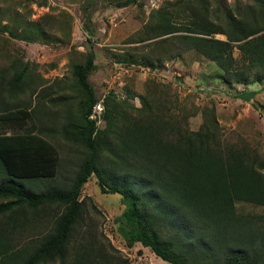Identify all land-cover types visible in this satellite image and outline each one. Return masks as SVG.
Masks as SVG:
<instances>
[{"label": "trees", "instance_id": "trees-1", "mask_svg": "<svg viewBox=\"0 0 264 264\" xmlns=\"http://www.w3.org/2000/svg\"><path fill=\"white\" fill-rule=\"evenodd\" d=\"M47 2L36 4L45 7ZM134 2L126 0L123 5ZM179 4L181 8H176ZM216 11L209 12L208 0L178 1L170 7L166 3L152 11L144 38L135 42L158 39L176 49L165 57L151 53L147 66L153 69L164 59L194 51L215 63L229 84L264 80V0H234L232 7L218 4ZM14 23L1 26L0 33L28 42L44 36L38 23L33 27L19 19ZM66 28L59 22L61 34ZM234 48L239 60L232 55ZM82 56L71 61L69 74L54 93L61 139L82 154L70 179L61 183L50 179L63 167L61 159L49 154L51 147L44 139L43 134L52 131L0 136V264L64 260L84 211L85 198H79L92 175L101 193L124 200L118 222L128 248L140 244L169 264H264V233L260 235L235 209L236 201L264 206V161L257 148L243 136L225 131L214 109H206L198 130H191V110L155 81L147 82L140 110L129 104L138 96L130 89L123 100L109 93L103 113L107 123L99 130L89 118L97 103L89 82L96 68L94 55ZM9 57L0 55V61ZM35 77L28 65L13 59L0 74V98L4 92L35 93L39 85ZM0 111L3 128H22L31 116L29 108H15L6 101L0 102ZM47 111L38 114L46 117ZM46 207L60 211L50 221L49 232L29 248L13 245L3 233L5 226Z\"/></svg>", "mask_w": 264, "mask_h": 264}, {"label": "rangeland", "instance_id": "rangeland-1", "mask_svg": "<svg viewBox=\"0 0 264 264\" xmlns=\"http://www.w3.org/2000/svg\"><path fill=\"white\" fill-rule=\"evenodd\" d=\"M36 1L0 0V27L7 22L13 26L19 19L29 26L38 23L44 31L42 38L34 37L32 42L0 33V55H10L4 63L0 61V74L16 59L21 65H28L39 83L33 94L31 89L13 96L7 92L1 94V103L6 101L15 108H29L31 116L22 128L0 125V136L38 135L40 130L52 131L53 134L48 135L46 131V135L43 134L51 147L49 154L63 161L62 171L50 177L55 183L72 177L82 161V154L76 146L64 144L61 139V126L57 123L59 116L55 113L59 106L54 103L57 99L54 93L60 80L69 74L71 61L83 58L82 55L89 52L93 53L96 65L89 75V82L97 98L96 110L93 107L92 114L95 113L93 120L99 130H103L107 123L103 113L104 100L109 93L113 92L118 100H123L130 89L138 96L130 99L129 104L140 110V96L145 94L147 82L155 81L168 87L176 102L191 110V130H198L206 109H214L220 126L225 131L243 136L252 148H257L264 161V80L229 84L215 63L194 51L171 60L164 59L160 66L152 69L147 66L149 59L165 57L176 48L170 43L157 42L158 39L135 42L144 38L143 28L152 11L166 3L170 7V4L187 0H135L127 6L123 5L126 0H48L45 7H38ZM208 2L209 12L217 13L218 4L232 7L234 0ZM176 8H181L180 4ZM59 22L67 26L62 34L58 30ZM214 37L226 40L220 34ZM232 55L240 59L236 48ZM125 58V62H118ZM43 109L48 110L46 117L38 114ZM83 198L82 218L65 259L43 264H169L140 244L127 247L118 222L125 209L124 200L118 194L101 193L95 175L84 185L79 199ZM235 209L239 216L252 221L253 228L260 235L264 233V206L236 201ZM59 212L55 207L28 211L20 221L5 226L3 233L17 248H29L32 242L49 232L50 221Z\"/></svg>", "mask_w": 264, "mask_h": 264}, {"label": "built area", "instance_id": "built-area-1", "mask_svg": "<svg viewBox=\"0 0 264 264\" xmlns=\"http://www.w3.org/2000/svg\"><path fill=\"white\" fill-rule=\"evenodd\" d=\"M94 108H95V110H96V107H94ZM95 112H96V111H95ZM93 114H95V113H93ZM93 114H92V116L90 115V117H89L91 120H93V119H94V116H93Z\"/></svg>", "mask_w": 264, "mask_h": 264}]
</instances>
